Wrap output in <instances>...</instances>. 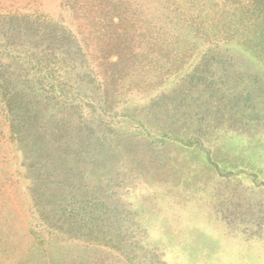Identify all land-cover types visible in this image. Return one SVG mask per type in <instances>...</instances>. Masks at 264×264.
<instances>
[{
    "label": "rangeland",
    "instance_id": "obj_1",
    "mask_svg": "<svg viewBox=\"0 0 264 264\" xmlns=\"http://www.w3.org/2000/svg\"><path fill=\"white\" fill-rule=\"evenodd\" d=\"M240 9L0 0V264H264V30Z\"/></svg>",
    "mask_w": 264,
    "mask_h": 264
},
{
    "label": "trees",
    "instance_id": "obj_2",
    "mask_svg": "<svg viewBox=\"0 0 264 264\" xmlns=\"http://www.w3.org/2000/svg\"><path fill=\"white\" fill-rule=\"evenodd\" d=\"M229 1H234L238 4L239 0H229ZM241 6H242V9H240V11H242L243 13L247 11L248 13L246 12V15L249 14V20L248 21L246 20V17H244L242 19V20H244L245 26L264 30V0H241ZM233 11H234V9L232 10V12ZM217 14H219V15L218 16L215 15V17L212 16L214 18L212 21H210V22L208 21L209 23H211V25L215 24L216 27H220V26H225V25L229 26L232 24L231 22H233V20H234V15L231 13L230 9L224 8L222 11H219ZM207 25H209V24H207ZM262 33L264 36V31ZM123 45H124V43L120 42L118 45H112L113 47L110 46V48L112 47V49H114L115 51L116 50L118 51V53H117L118 57L115 56L117 59V62L112 66L116 67V68H118L120 66L124 70V69L129 68L127 62L130 59H128V57L125 56L124 61L121 60L123 57V50L126 49V48H123L125 46V45L124 46ZM263 46H264V39H263ZM112 49H110V51ZM49 65L51 68L55 64H54V62L49 61ZM44 67L46 68L45 71H47L49 69V67L47 66L46 63L44 64ZM36 72L39 73L38 71H36ZM117 75L118 74L108 75V77L105 79V83H107L109 85L108 87H111L112 85H114L116 78L119 79L120 75L119 76H117ZM50 78L54 79V81L56 79V78L51 77V76H50ZM53 82L51 83V87L53 86L52 85ZM40 86H42V83L38 84V89L42 90L41 89L42 87H40ZM46 86H49V85H46ZM108 87H107V89H108ZM27 89L32 91L31 87L30 88L27 87ZM36 104H37V108L41 107V105H42L47 109V106L44 105L43 101H41V100L38 101V103H36ZM34 107H36V106L34 105Z\"/></svg>",
    "mask_w": 264,
    "mask_h": 264
}]
</instances>
